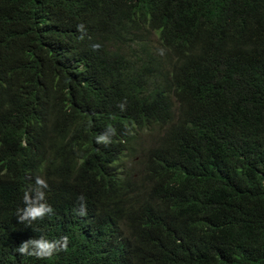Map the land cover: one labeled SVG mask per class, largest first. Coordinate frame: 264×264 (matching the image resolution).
Listing matches in <instances>:
<instances>
[{"label": "trees", "instance_id": "1", "mask_svg": "<svg viewBox=\"0 0 264 264\" xmlns=\"http://www.w3.org/2000/svg\"><path fill=\"white\" fill-rule=\"evenodd\" d=\"M0 264H264V0H0Z\"/></svg>", "mask_w": 264, "mask_h": 264}, {"label": "clouds", "instance_id": "2", "mask_svg": "<svg viewBox=\"0 0 264 264\" xmlns=\"http://www.w3.org/2000/svg\"><path fill=\"white\" fill-rule=\"evenodd\" d=\"M83 25H80L78 30H83ZM82 38V37H81ZM94 50H98L100 48L99 44H94L92 45ZM119 107L121 108V110H124V104L119 105ZM108 131L111 132L113 135L115 134V129L109 127ZM96 142L99 143H104V144H108L110 143V140L106 139L105 137L102 136H98L96 139ZM36 184L38 185V188L36 190V199L35 201H33L32 199H30V195L29 193H25L24 195V202L27 205V207L24 209L23 214L19 215V220L21 222L24 221H35L37 219H43L46 215H49L53 212V209L48 206L46 203H39L40 201H43L45 199V193L43 191H41V189H47L48 188V184L45 180L37 177L36 179ZM81 201H83V197H80ZM82 207L85 208V206L82 204ZM79 215L84 216L86 215V211H81L79 213ZM62 241L63 244L61 246V249L59 251H67V247H68V237L64 236L62 237ZM34 244L36 249H38L37 251H34L32 253H28L27 255L30 256H35L38 259H50L53 257V255L59 251H56V243L58 242H53V243H49L47 242V240H40V241H29L28 243L22 244L17 251L20 254H25L27 252V248H28V244Z\"/></svg>", "mask_w": 264, "mask_h": 264}, {"label": "rangeland", "instance_id": "3", "mask_svg": "<svg viewBox=\"0 0 264 264\" xmlns=\"http://www.w3.org/2000/svg\"><path fill=\"white\" fill-rule=\"evenodd\" d=\"M147 147H149V144H148V142L147 143H144L143 145H142V148H147ZM136 161H140V157L139 158H137L136 159ZM129 165H131V166H134V172H137V170H138V167H137V165L135 164V160L133 161V160H131L130 162H129Z\"/></svg>", "mask_w": 264, "mask_h": 264}]
</instances>
